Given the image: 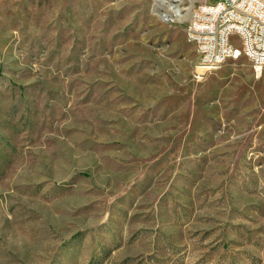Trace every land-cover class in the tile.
Listing matches in <instances>:
<instances>
[{"label":"rangeland","instance_id":"1","mask_svg":"<svg viewBox=\"0 0 264 264\" xmlns=\"http://www.w3.org/2000/svg\"><path fill=\"white\" fill-rule=\"evenodd\" d=\"M171 1L0 0V264H264V72Z\"/></svg>","mask_w":264,"mask_h":264},{"label":"built area","instance_id":"2","mask_svg":"<svg viewBox=\"0 0 264 264\" xmlns=\"http://www.w3.org/2000/svg\"><path fill=\"white\" fill-rule=\"evenodd\" d=\"M196 3L185 31L186 40L196 48L193 77L202 80L219 69L218 57H246L253 75L264 72V0H194ZM248 22L247 30L240 23ZM236 35L239 45L230 40Z\"/></svg>","mask_w":264,"mask_h":264},{"label":"bare ground","instance_id":"3","mask_svg":"<svg viewBox=\"0 0 264 264\" xmlns=\"http://www.w3.org/2000/svg\"><path fill=\"white\" fill-rule=\"evenodd\" d=\"M179 2H181V0H172L171 3H167L166 7H167V10L174 17H176L178 19H183L185 17V13H182V10L185 8H182L179 5ZM247 29H248V22H241L240 23V30H247ZM186 31H187V29H186ZM195 50H196V48H195ZM228 60H237V58L234 55H227L224 57H218L217 67H221Z\"/></svg>","mask_w":264,"mask_h":264}]
</instances>
